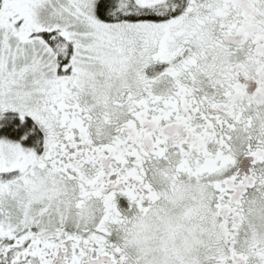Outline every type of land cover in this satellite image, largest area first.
I'll list each match as a JSON object with an SVG mask.
<instances>
[{"label": "snow or ice", "instance_id": "1", "mask_svg": "<svg viewBox=\"0 0 264 264\" xmlns=\"http://www.w3.org/2000/svg\"><path fill=\"white\" fill-rule=\"evenodd\" d=\"M0 264H264V0H0Z\"/></svg>", "mask_w": 264, "mask_h": 264}]
</instances>
